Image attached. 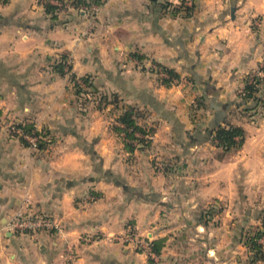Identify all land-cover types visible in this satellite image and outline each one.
I'll return each instance as SVG.
<instances>
[{"label":"crops","instance_id":"obj_1","mask_svg":"<svg viewBox=\"0 0 264 264\" xmlns=\"http://www.w3.org/2000/svg\"><path fill=\"white\" fill-rule=\"evenodd\" d=\"M181 1L105 0L96 13L68 2L57 19L39 0L0 2V119L31 121L54 138L36 149L0 127V264H199V253L206 264H252L243 236L264 222V0H199L190 17L163 7ZM62 53L77 78L90 75L100 93L120 95V107L146 113L140 122L156 128L150 146L127 150L112 129L121 108L101 110L78 96L54 69ZM157 63L180 77L164 84L170 74ZM254 75L257 101L242 94ZM224 123L242 126L246 140L220 159L209 136ZM195 131L201 141L190 143ZM152 154L169 170L157 171ZM91 191L99 197L91 200ZM26 195L64 232L10 231ZM209 204L205 211L215 213L204 225ZM128 225L164 239L161 253L81 239L123 235ZM188 228L191 240L203 238L198 247L183 244Z\"/></svg>","mask_w":264,"mask_h":264},{"label":"trees","instance_id":"obj_2","mask_svg":"<svg viewBox=\"0 0 264 264\" xmlns=\"http://www.w3.org/2000/svg\"><path fill=\"white\" fill-rule=\"evenodd\" d=\"M10 0H0L2 3H8ZM199 0H193L191 5H188L187 0H182L181 5L179 7H174L170 3L163 4L164 9L167 12L172 13H184V16L190 17L194 14L195 9L197 7V2ZM41 4L44 5L46 13L50 14L53 19L58 18V12L62 6L66 3L72 4L74 7L79 8L81 6L84 7H92L93 5H97L98 7L102 6L105 0H39ZM57 2V3H56ZM58 3H62V5H58ZM134 56H138L134 54ZM139 57V56H138ZM68 54L62 53L61 57L54 63V69L60 73L62 76H65L67 73L65 72V67L67 65ZM157 66L162 67L164 71L170 74V78H163L162 81L164 84H170L172 78H179V74L171 68L165 67L160 63H157ZM72 68V65H69V69ZM65 74V75H64ZM71 82L75 87V93L79 96L87 95L88 99H93L96 103L98 100L97 107L98 109H104L106 106L112 104L113 110L116 108H121L117 121L120 123H113L112 129L119 134L124 141L125 147L131 153L135 152V150L139 147L146 148L151 144V136L156 132V128L154 126H146L140 122L141 118L146 117V113L142 111L139 107L123 105L120 107L121 97L118 93L112 94H102L98 91V89L93 84L90 75L80 77L86 87H82L79 81H77V77L74 73H71L69 76ZM260 79L257 76H252L251 79L248 77L246 80V85L243 91V96L246 99L259 100L257 92L259 90ZM204 98H198V105H204ZM195 114V112H194ZM5 120V119H4ZM7 121V120H6ZM8 122V121H7ZM16 124L19 127L23 134H30L33 136H38L37 147L39 149H43L47 147L51 142H53L54 138L51 137L49 131L47 130H38L35 127V124L31 121L24 123H12ZM13 133V132H12ZM14 134V133H13ZM20 139L27 145H31L24 135H19ZM50 136V137H49ZM209 138L214 142V144L221 149L218 153V158L225 159L231 152L242 148L244 142L246 140V131L242 126L235 125L232 123H224L215 127L209 136ZM201 141L200 138L197 137L196 131L190 134V143H195ZM189 143V144H190ZM170 165L163 164L160 166V170L168 171ZM102 177L108 178L119 185L125 186L123 181L118 177H113L110 172L102 171ZM110 177V178H109ZM92 179V178H91ZM90 178L88 180L91 181ZM126 190L130 191V187H125ZM92 197H99V193L91 191ZM213 211L203 210L200 214V220L204 225L207 224V216L210 215ZM264 228V222L262 224ZM255 226L253 228H249L244 236L243 242L249 247L250 250V262L253 264L257 260H264V242H261V238L264 235V229ZM153 250L156 254L161 253V249L164 244V239H157L151 241ZM150 262L154 264L153 258H150Z\"/></svg>","mask_w":264,"mask_h":264},{"label":"built area","instance_id":"obj_3","mask_svg":"<svg viewBox=\"0 0 264 264\" xmlns=\"http://www.w3.org/2000/svg\"><path fill=\"white\" fill-rule=\"evenodd\" d=\"M188 5H191L193 3V0H187L186 2ZM87 9V7H80V10ZM92 12L96 13L99 9L97 5H93L90 7ZM69 62V61H67ZM82 87H86L84 82L82 80L79 81ZM96 103H98V100H96ZM0 126H6L9 131L13 132L17 135H24L34 148L37 147V140L38 136H33L30 134H23L22 130L17 127L16 124H12L10 122H7L6 120L3 121V124L0 121ZM161 166V164H159ZM93 198V197H90ZM8 225H10V228L13 232L16 234H23V235H30L34 234L36 232L49 230V231H55L56 233H63L64 232V225L62 224L61 220L55 217L54 215L44 213L41 211H38L34 208L30 196H26L23 200L22 206L16 210L11 216L8 221ZM135 231L130 228V231L125 233L123 236H117V238L113 237L112 241H124L128 244H131L132 246H136L137 250L147 253L151 256H156V253L153 250L152 246V239L151 237H145L139 239L138 236L134 233ZM137 236V237H136ZM106 236H100L97 233H86L82 235L81 239L85 242L93 243L98 240L105 239ZM70 254H73L72 249H70Z\"/></svg>","mask_w":264,"mask_h":264},{"label":"rangeland","instance_id":"obj_4","mask_svg":"<svg viewBox=\"0 0 264 264\" xmlns=\"http://www.w3.org/2000/svg\"><path fill=\"white\" fill-rule=\"evenodd\" d=\"M82 7V6H81ZM79 9H80V7H79ZM82 11L83 12H86L87 11V9H82ZM90 14H91V16L92 15H94L93 13H91V12H89ZM92 18V17H91ZM61 57V55H58V59ZM67 61H69V62H67V65H66V67H65V72L67 73L66 75H65V77L68 79V82L71 84V85H73V82H71V80H70V78H69V76H70V74L71 73H73V66H72V68L71 69H69V65L71 64L72 65V57L70 56V55H68V58H67ZM80 80H82L81 78H77V81H80ZM87 95H89V96H91L90 95V93L89 94H86V95H84V96H86V97H88ZM92 97V96H91ZM0 121H1V123L3 124V121H4V119L2 120V119H0ZM110 122H111V119H110ZM0 127H3V126H0ZM6 127V126H5ZM7 128V127H6ZM8 129V128H7ZM153 137H154V134H153V136H151V141H152V139H153ZM153 156H152V158H151V164L153 165V167H155V169H157V171H159L160 170V165L159 164H161V165H163V164H165V162L163 161V159L162 158H158L157 156H155L154 154H152ZM26 196H29V195H26ZM25 196V197H26ZM25 197L23 198V200L25 199ZM94 199V197L93 198H91V200H93ZM86 200L88 201V197L86 198ZM212 202V205H213V203H214V207H215V209H217V210H220V206H219V204H217L216 202L217 201H211ZM212 205H207L206 207H203L204 208V210H206L208 207H211ZM202 207H200V209H201ZM160 209H162V207H158L157 208V210H160ZM202 210V209H201ZM165 211V210H164ZM200 211V210H199ZM168 213L169 214H171L170 213V211L168 210ZM167 213V214H168ZM213 213H215V211L213 210V212H212V214ZM170 216H172V218H171V220L174 218V215H170ZM212 217H213V215H211ZM211 216L210 215H208L207 216V218L209 219V218H211ZM56 217V216H55ZM58 218V217H57ZM215 218V220H213L212 222H216V217H214ZM9 219H10V217H9ZM59 219V218H58ZM210 220H212V219H210ZM9 221V220H8ZM62 222V221H61ZM62 224H63V222H62ZM64 225V224H63ZM129 226V225H128ZM130 228L131 229H133L135 232V234L138 236V238L139 239H141V238H144L145 239V236H143L142 234H140L139 232H138V230H136V229H134V227H133V225H131V226H129L127 229H126V232H124V234L125 233H127V232H129L130 231ZM192 228V227H191ZM191 228H188V230L186 231H184V234H185V237H183L182 238V241H183V244H184V242H185V246L187 245V243H186V241L187 242H189V240H191L190 238H189V236H191L192 235V233H193V231L191 230ZM8 229L10 230V231H12V229L10 228V225H8ZM65 230V229H64ZM44 231H48V232H55V231H49V230H44ZM37 233H39V232H36V233H34V234H37ZM56 233V232H55ZM34 234H30V235H34ZM123 234V235H124ZM123 235H119V234H112V235H106V238H105V240H108V241H110V242H118V243H122V244H124V245H129L127 242H124V241H117V240H115V241H112L111 239L114 237H116L117 238V236H123ZM136 236V237H137ZM195 239H197L196 237H194ZM195 239H193V240H191L190 242L192 243V244H189V247L191 248V247H193V246H195V247H198V244H195V242L199 239V240H203V238H198L197 240H195ZM98 241H101V240H98ZM98 241H96V242H98ZM204 242H205V240H204ZM194 244V245H193ZM133 249L135 250V251H138V252H141V251H139V250H137V248H136V246H133ZM197 249H199V248H197ZM200 255H199V259H196L198 262H199V264H206V263H204V261L201 259L202 258V255H201V253H199ZM188 256H189V254H187ZM70 258L71 259H74L75 258V252H73V254H70ZM187 258V257H186ZM196 261V262H197Z\"/></svg>","mask_w":264,"mask_h":264}]
</instances>
